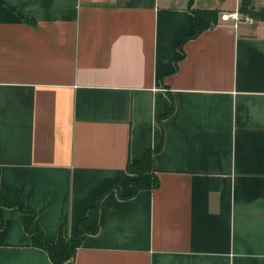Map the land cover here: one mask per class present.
Listing matches in <instances>:
<instances>
[{"label":"crops","instance_id":"obj_1","mask_svg":"<svg viewBox=\"0 0 264 264\" xmlns=\"http://www.w3.org/2000/svg\"><path fill=\"white\" fill-rule=\"evenodd\" d=\"M240 4L0 0V186L48 243L100 200L58 264H264V18L221 19ZM192 8L218 21L181 47ZM0 215V264H56L23 212Z\"/></svg>","mask_w":264,"mask_h":264},{"label":"trees","instance_id":"obj_2","mask_svg":"<svg viewBox=\"0 0 264 264\" xmlns=\"http://www.w3.org/2000/svg\"><path fill=\"white\" fill-rule=\"evenodd\" d=\"M192 3L193 0H190V7H192ZM251 3L252 0H241L239 9L242 12L251 11ZM192 10L195 13L196 19L195 29L191 34H188L183 38L180 43L181 47L187 38L196 36L203 30L215 25L218 21L217 9L192 8ZM258 14L260 18H264V11L259 12ZM154 152L155 150H149L141 159L128 162V170L138 174L137 178L132 179V193L137 192L141 188L151 186L144 182L143 175L146 171H150L154 168ZM155 184H157V180L154 181L153 185ZM0 205L16 206L24 213L23 225L25 230L31 235V243L45 249L50 260L56 264L64 262L75 255L77 248L81 245L82 235L84 233L97 232L99 229L100 200L90 208L88 214L83 218L79 229L75 233L66 237L60 232L56 241L53 243H48L44 240L43 230L35 218L36 211L26 204L24 196L21 193H13L0 186ZM2 225L3 218L0 215V227Z\"/></svg>","mask_w":264,"mask_h":264},{"label":"built area","instance_id":"obj_3","mask_svg":"<svg viewBox=\"0 0 264 264\" xmlns=\"http://www.w3.org/2000/svg\"><path fill=\"white\" fill-rule=\"evenodd\" d=\"M221 19L225 21H230L234 25H238L242 21L253 23L255 18L249 14L243 13L239 7L232 10H227L221 13Z\"/></svg>","mask_w":264,"mask_h":264},{"label":"rangeland","instance_id":"obj_4","mask_svg":"<svg viewBox=\"0 0 264 264\" xmlns=\"http://www.w3.org/2000/svg\"><path fill=\"white\" fill-rule=\"evenodd\" d=\"M250 8L251 11H248L247 13L256 19L257 17H259L258 13L264 11V0H253V3H251Z\"/></svg>","mask_w":264,"mask_h":264}]
</instances>
